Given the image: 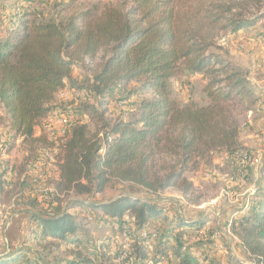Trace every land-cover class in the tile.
I'll list each match as a JSON object with an SVG mask.
<instances>
[{
	"label": "trees",
	"instance_id": "obj_1",
	"mask_svg": "<svg viewBox=\"0 0 264 264\" xmlns=\"http://www.w3.org/2000/svg\"><path fill=\"white\" fill-rule=\"evenodd\" d=\"M98 11L76 13L66 21L31 20L23 12L16 30L0 37V110L9 131L24 147L43 142L56 150L52 203L58 207L53 213H31L37 226L25 244L59 242L72 255L55 264H210L186 239L188 232L205 227L203 221L178 217L161 231L170 208L152 198L170 190L188 198L194 186L186 174L198 159L214 150L237 151L239 133L226 108L233 93L222 87L232 76L212 50L221 32L237 34L255 23L222 0H119ZM94 63L88 85L77 90L97 107L84 104L79 113L102 122V130L80 121L54 140L38 137L39 122L55 112L52 105L73 71ZM183 72L207 81L209 105L182 106L173 99L172 82ZM134 83L128 94L141 98L138 113L105 122L107 99ZM0 180L1 194L5 181ZM112 182L132 192L96 200ZM134 188L146 193L140 196ZM258 194L234 225L246 255L264 264V187ZM91 215L104 228L118 226L117 232L126 233L128 249L89 238L84 226H90ZM29 252L19 247L0 254V264H37L26 257Z\"/></svg>",
	"mask_w": 264,
	"mask_h": 264
},
{
	"label": "rangeland",
	"instance_id": "obj_2",
	"mask_svg": "<svg viewBox=\"0 0 264 264\" xmlns=\"http://www.w3.org/2000/svg\"><path fill=\"white\" fill-rule=\"evenodd\" d=\"M222 1L233 6L235 13L255 23L253 27L240 31L237 36L232 31L221 32L218 48L212 50L227 65V76H232V80L222 87L233 93L226 108L239 133L238 149L234 153L223 149L214 150L198 159L195 169L186 174L194 186V192L188 198L178 191L170 190L159 192L152 199L167 204L170 208L161 231L178 217L203 221L205 227L196 232H188L186 239L188 246L204 253L210 264H256L254 261L248 263L252 260L243 249L240 228L234 223L248 214L249 207L260 197L258 190L264 187V0ZM118 2L119 0H0V12H10L7 22L0 16V31L11 34L16 30L11 18L20 6L23 12L31 15V20L66 21L76 13L93 8H97L100 13ZM96 63L90 64L87 69L73 71L72 79L63 91L66 95L59 96L52 105L56 108L55 112L39 122L36 128L38 137L46 141L54 140L64 134L68 127L80 121L87 123L92 130H102V122L82 117L79 113L84 104L97 107L95 100L80 96V91L77 90V87L88 85ZM238 81H241L239 88L233 89L232 86ZM172 83L173 99L178 104L185 106L195 103L200 107L210 104L204 90L207 81L202 76L183 72ZM136 87L137 84L134 83L125 91L107 99L111 104L102 109L105 122H114L121 117L132 118L138 113L141 98L136 95L130 97L128 94ZM0 112V134H5L9 131L8 122L4 111ZM10 151L11 158L0 166V177L5 181L4 191L0 194V206L8 213L11 221L6 233L7 239L0 237V254L21 246L30 249L26 257L37 264H55L69 259L72 255L70 250L58 244L59 242L47 240L40 244H25L28 242L27 234L23 238L19 229L16 231V239L15 234L10 232L14 218L22 211L18 209L28 208L26 211L32 213L56 212L57 203H52L54 193L49 191L55 189L57 179V172L53 168V152L56 153V150H50L43 142L33 148L24 147L21 140L14 137ZM134 190L140 196L146 193L141 189ZM128 192L132 191L127 185L112 182L96 200L108 201ZM97 215L102 216L100 212ZM88 223L91 224H86L84 231L89 238L94 241L108 240L114 248L128 249L129 239L123 236V232L119 233L110 226L104 228L94 215L90 216ZM154 248L155 246H151V253ZM110 257L114 258L113 255Z\"/></svg>",
	"mask_w": 264,
	"mask_h": 264
},
{
	"label": "built area",
	"instance_id": "obj_3",
	"mask_svg": "<svg viewBox=\"0 0 264 264\" xmlns=\"http://www.w3.org/2000/svg\"><path fill=\"white\" fill-rule=\"evenodd\" d=\"M23 14V10L21 9V6L18 7L17 11L14 14V24L13 27L15 28L18 25V18L20 16H22ZM13 30V29H12ZM66 94L65 93H61L59 96L60 97H64ZM14 138V134L11 131H8L5 134H0V166L3 165L4 161H5V157H7L8 152H9V148L12 142V139ZM3 159V160H2ZM243 177H245L244 173H243ZM49 191L53 194H55V189H49ZM11 221H9V216L8 213L0 206V237L1 238H6V233L8 230V227L10 225ZM116 230H119V227L116 226L115 227ZM33 234V229H30L27 232V236L30 237ZM124 237L127 236V234H123ZM149 236V232H144L143 233V237H148ZM156 238V235L154 234L152 237V240H154Z\"/></svg>",
	"mask_w": 264,
	"mask_h": 264
},
{
	"label": "crops",
	"instance_id": "obj_4",
	"mask_svg": "<svg viewBox=\"0 0 264 264\" xmlns=\"http://www.w3.org/2000/svg\"><path fill=\"white\" fill-rule=\"evenodd\" d=\"M9 14H10L9 11L3 12V13H2V11L0 12L1 18H4L3 20H5L6 22H7V18H8V20L10 19ZM6 34H8V31L3 30L2 33L0 31V37H2V35H6ZM237 34H239V33H237ZM237 34H234V36H237ZM80 96H82L81 93H80ZM5 158H6L5 159L6 162H7V159L9 160L11 158V151L8 152V155ZM0 162H1V159H0ZM53 168L56 170V172H57L56 178H58V170H57L56 166H54ZM27 209L28 208L18 209V210H22V211L13 220V224H12V228H11L10 232H11V234H15L16 239L18 238V236L16 235L17 230L19 231V229H20L21 233L23 234V238H25V234H27L26 231L27 230L29 231L30 229H34L37 226V223H35L34 220H31L29 218L32 212L26 211ZM230 250H232V249L230 248ZM250 262H253V261H248V263H250Z\"/></svg>",
	"mask_w": 264,
	"mask_h": 264
}]
</instances>
